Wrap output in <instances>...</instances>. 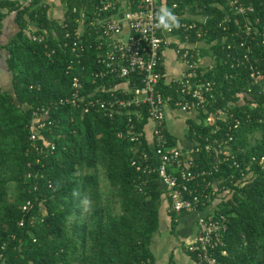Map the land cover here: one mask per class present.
Listing matches in <instances>:
<instances>
[{
  "label": "trees",
  "instance_id": "1",
  "mask_svg": "<svg viewBox=\"0 0 264 264\" xmlns=\"http://www.w3.org/2000/svg\"><path fill=\"white\" fill-rule=\"evenodd\" d=\"M62 1L65 9L60 21L45 0L23 8L19 0H0L1 25L13 9L20 25L6 43L12 87L0 85V264H156L151 244L160 227L165 187L158 171L137 167V161L145 163L139 159V151L144 149L155 162L143 129L149 120L147 109L140 115L122 109L108 116L95 108L84 111L71 103L59 104L51 108L41 129V135L55 147L48 151L42 137L35 144L30 137L34 110L69 94L75 74L83 73L87 93L125 79L110 74L93 76V71L102 67L96 45L87 46L78 58V49L72 46L78 13L72 8L80 6L82 0ZM176 1L179 6L175 11L189 9L201 15L190 18L206 19L209 32L201 39L211 43L203 50L216 59L206 73L215 80L218 100L214 107L226 106L234 114L228 121L219 119L220 128L215 133L212 126L189 117L187 143L193 138L204 142L207 135L232 136L230 145L236 159L248 164L255 157V176L242 186L236 185L241 172L231 176L233 159L222 161L221 169L211 175L224 177L225 184L234 190L219 204V211L230 218L225 232L228 253L220 259L223 264H264V121L259 120L264 117V91L254 84L249 93L257 106L241 103L238 93L251 86V74L243 66L232 65V55L247 50L246 44L240 45L239 35L246 16L235 13L228 0ZM239 1L255 6L248 16L261 33L250 42L251 56L264 83V0ZM191 39L198 38L193 34ZM161 86L166 93L175 91L170 84L162 82ZM117 93L130 95L120 89ZM109 94L103 92L104 96ZM229 101L235 104L230 106ZM205 114L202 111L197 117ZM237 117L241 124L236 127ZM131 123L141 131L138 140L128 134ZM166 131L171 143L179 141L168 127ZM192 155L197 163L194 168L205 167L214 159L213 152L205 148L193 150ZM57 182L62 187L54 190ZM73 190L91 198V213L82 214ZM28 199L32 206L25 210L23 204ZM178 214L169 210L174 231Z\"/></svg>",
  "mask_w": 264,
  "mask_h": 264
},
{
  "label": "built area",
  "instance_id": "2",
  "mask_svg": "<svg viewBox=\"0 0 264 264\" xmlns=\"http://www.w3.org/2000/svg\"><path fill=\"white\" fill-rule=\"evenodd\" d=\"M34 1L36 0H19L20 8L30 6ZM228 1L235 13L246 16L240 28L241 32L237 33L242 38L240 45L246 44L247 50L242 54H233L232 65L243 66L250 71L251 86L247 91H240L238 96L241 103L255 107L258 102L250 95L249 90L253 89L254 84H258L264 91L261 69L251 56L253 51L250 42L256 40L261 33L256 31L258 28H255L248 16L255 6L239 0ZM178 6L179 2L176 0H82L80 6L74 5L72 10L78 13V26L74 31L76 38L72 46L73 50L78 49V58L85 54L87 46L96 45L100 50L97 60L102 63V67L95 69L93 76L97 78L110 74L125 79L113 87L99 86L87 93L83 89V73L75 74L69 94L51 103L52 105H41L34 110L30 137L34 144L42 137L43 145L48 151L55 147L49 138L41 135V129L49 118L51 108L59 104L71 103L83 107L84 111L95 108L108 116H114L122 109L140 115L146 108L149 120L143 129L155 162L150 160V151L144 149L139 151V159L145 163L137 161V167L144 171H158L170 209L176 213L187 212L195 215L197 234L187 247L193 264H223L220 255L228 253L225 232L228 230L230 218L228 213L219 211V204L224 198L232 196L234 190L225 184L224 177L216 175L211 178V175L221 169L222 161L233 159L231 176L241 172L236 185L242 186L255 176L252 168L255 157L248 164L236 159L230 145L232 136L227 138L214 135L211 138L207 135L204 142L193 138L187 144L170 142L169 133L166 131L169 111L194 113L190 117L197 118L205 126H212V133L220 128L219 119L228 121L234 115L226 106L214 107L218 100L213 89L215 80L206 73L212 70L216 59L214 54L205 53L203 50V47H211V43L201 39L202 35L209 32V27L205 26L206 19L201 21L190 18L185 12L175 11ZM160 7L174 11L180 23L178 29L166 31L155 27L154 13ZM15 12L16 9L10 11ZM258 20L259 18L256 21ZM221 24L222 22L219 23ZM1 27L0 23V30ZM86 34L93 36V39L87 38ZM193 34L198 38L195 41L191 39ZM234 47L237 48L236 45ZM167 48L173 50L174 58L181 63L174 73L168 70L166 64ZM162 82L170 84L175 91L164 92ZM118 89L130 92V95L121 96L117 93ZM103 92L104 95L105 92L110 94L104 96ZM233 104L234 101L228 102L230 106ZM210 107L213 108L209 109ZM202 111L206 114L198 118L197 114ZM259 120L264 121V117ZM233 124L239 126L241 118L237 117ZM128 134L131 139L138 140L141 131L135 123H131ZM37 147L44 149L43 146ZM203 148L213 152L214 159L205 167L194 168L197 163L192 155L193 150ZM263 161L261 158V162ZM31 206L32 201L28 199L23 204V209L27 210Z\"/></svg>",
  "mask_w": 264,
  "mask_h": 264
},
{
  "label": "crops",
  "instance_id": "3",
  "mask_svg": "<svg viewBox=\"0 0 264 264\" xmlns=\"http://www.w3.org/2000/svg\"><path fill=\"white\" fill-rule=\"evenodd\" d=\"M45 1L49 2L51 5L50 12L52 13V15L56 18L57 16H59L58 19L60 21L63 20L64 19V9H65V4L63 3V1L62 0H45ZM185 14L187 16H193V17L197 16L195 13H193L189 9L185 10ZM197 17H201V15ZM19 29H20V25L17 22L14 13L9 12L4 17L2 21V27L0 30V85L3 88L12 87V73L7 68V64H6V58L9 54V50L6 47V43L9 41L10 37L14 33H16ZM200 42L202 43V41ZM172 58L177 61L176 65H173L170 67V70H171L170 72L174 73V71H176L180 67L181 63L177 59H175L174 56H172ZM181 112L182 111L180 110L169 111L168 119H167V127L169 131L178 138L179 142L184 144V143H187V136H186L187 129L185 132L180 133V131L178 130V125H177L178 120H179L178 118L180 117L179 115L182 114ZM190 116H194V113L193 114L185 113V116L183 117L184 121L187 122V119ZM165 197L166 195L163 194V203H165L163 207H165L167 212L169 213L168 200H166ZM192 214L193 213H187V212H181L180 214H178L179 216L177 218V224L175 228V233L177 235L182 236V238L189 237L191 239L190 241L194 240L197 234V226L195 224V215L193 214V217H192ZM187 253H188L187 254L188 261L187 259L184 262L183 261L174 262L170 260L166 264H171V263L172 264H193V259L191 257V254L188 251Z\"/></svg>",
  "mask_w": 264,
  "mask_h": 264
},
{
  "label": "rangeland",
  "instance_id": "4",
  "mask_svg": "<svg viewBox=\"0 0 264 264\" xmlns=\"http://www.w3.org/2000/svg\"><path fill=\"white\" fill-rule=\"evenodd\" d=\"M59 18V16H57ZM166 63L168 69L177 64V61L172 58L174 52L171 48L166 49ZM178 120V130L183 133L187 129V123L184 121L185 112H181ZM165 203L161 205L160 209V227L154 235V239L151 244V248L156 256V264H166L170 260L174 262L188 261L187 247L191 240L189 237L182 238L177 235L171 227L170 215L166 208L163 207ZM193 217V214H192Z\"/></svg>",
  "mask_w": 264,
  "mask_h": 264
},
{
  "label": "clouds",
  "instance_id": "5",
  "mask_svg": "<svg viewBox=\"0 0 264 264\" xmlns=\"http://www.w3.org/2000/svg\"><path fill=\"white\" fill-rule=\"evenodd\" d=\"M154 15L156 20L155 27L159 29L171 31L174 28L178 29L180 27L179 19L172 9L160 7L155 11ZM60 187H62V185L57 182L54 190H59ZM72 195L73 197L79 199L82 214L91 213L93 208V201L90 197H88L87 195L82 196L77 190H73Z\"/></svg>",
  "mask_w": 264,
  "mask_h": 264
}]
</instances>
